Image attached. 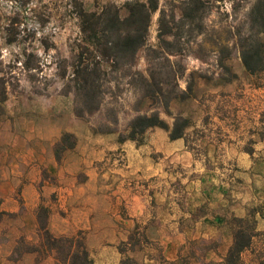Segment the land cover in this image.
I'll use <instances>...</instances> for the list:
<instances>
[{
    "label": "rangeland",
    "instance_id": "obj_1",
    "mask_svg": "<svg viewBox=\"0 0 264 264\" xmlns=\"http://www.w3.org/2000/svg\"><path fill=\"white\" fill-rule=\"evenodd\" d=\"M131 1L0 0V123L16 125V114L25 117L27 113L37 121L41 134L52 138L51 146L36 144V150L44 154L45 147L47 152L51 149L57 162L66 150L64 142L60 143L64 129L75 128L83 135L112 133L103 130L116 127L118 137H125L124 128L134 109L143 111L147 106L156 109L169 127L175 120L177 127L188 122L185 129L191 141L214 144L217 154L224 153L223 143L243 144L249 151L259 145L263 149L264 68L256 73L246 71L234 35L238 29H246L244 21L256 0H194L204 15L193 19L181 16L182 8L193 7L188 0H156L145 44L128 70L155 71L162 91L158 100L140 103V94L128 83L130 76L122 75L127 68L116 69L112 61L105 60L101 61L105 74H101L104 93L100 109L83 116L74 113V95L65 86L67 77H60L59 66H66L69 75L70 65L78 62L79 56L84 63L96 59L83 30L82 14L116 7L120 17H125ZM160 12L173 28L174 36L163 35L168 43L158 41ZM259 39L264 43V34ZM110 108L118 118L116 125L107 121ZM68 133L72 137L67 141H76L74 133ZM23 171L27 173L29 168ZM36 175L48 182L58 178L44 166L36 169ZM47 203L42 194L35 215L22 207L14 212L0 210V264H17L26 248L40 245L39 221L45 220L50 227ZM40 207H45L47 214ZM52 223L58 226L56 220ZM252 225L253 220L245 222L247 232ZM76 234L84 238L82 231ZM130 241V245L119 246L123 264H144L142 259L150 257L158 264H171L162 260L158 244L142 235L140 228L130 235ZM215 244L217 241L190 242L175 264H219L204 256L206 248ZM43 251L35 252V260Z\"/></svg>",
    "mask_w": 264,
    "mask_h": 264
},
{
    "label": "crops",
    "instance_id": "obj_2",
    "mask_svg": "<svg viewBox=\"0 0 264 264\" xmlns=\"http://www.w3.org/2000/svg\"><path fill=\"white\" fill-rule=\"evenodd\" d=\"M24 116L17 113L13 126L0 123V210L22 207L35 215L45 194L50 232L71 236L82 231L94 264H123L119 246L130 245V235L139 228L158 244L163 261L176 262L190 242L217 241L206 248L205 260L224 264L233 219L253 220L250 242L237 264H264L261 145L249 151L243 144L223 143L221 155L214 144L191 141L188 129L170 138L168 130L150 127L139 141L120 142L115 132L81 135L68 127L64 130L74 133L76 141L57 162L51 149L47 152L50 135H42L37 121ZM36 144L46 146L44 154ZM41 166L58 178L41 181L36 175ZM35 256L25 252L17 264H56L53 253ZM142 262L159 261L150 257Z\"/></svg>",
    "mask_w": 264,
    "mask_h": 264
},
{
    "label": "trees",
    "instance_id": "obj_3",
    "mask_svg": "<svg viewBox=\"0 0 264 264\" xmlns=\"http://www.w3.org/2000/svg\"><path fill=\"white\" fill-rule=\"evenodd\" d=\"M187 2L193 3V7L182 8V17L193 19L197 16L201 18L204 15V11L197 3H194V0H188ZM126 10L125 17H120L116 7L102 10L98 14L95 12H84L82 14V24L85 28L83 30L87 32L86 39L92 46L96 59L90 63H84L79 56V61L70 65L71 72L69 75L66 74V66H59L60 77H67L65 86L74 95V113L77 116L98 111L102 105L104 89L102 88L101 74H105V70L101 67V61H112L116 69L127 68V70H123L122 75L130 76L128 83L140 94V103L144 101L156 102L162 94L160 81L155 75V71L150 69L146 74H143L138 71L130 73V70H128V66L130 67L134 63L137 51L145 44L151 15L157 10V1L134 0L127 3ZM93 18L94 20H91ZM244 24L247 26L246 29H238L234 35H236V42L246 71L256 73L264 68V43L259 39V36L264 34V0H256L253 3ZM163 35L174 36V33L173 28L164 21L163 13L160 12L158 41L168 43ZM154 52L155 55H158V51L154 50ZM111 79L113 77L105 80L110 81ZM134 110L135 114L128 119L124 128L127 135L118 137L120 142L126 139L139 141L142 134L150 127H160L168 130L170 138H176L182 135L183 130L188 125V122L185 121L177 127L175 120L173 125L169 127L160 118L158 111L150 109V106H147L143 111H140V109ZM109 113L111 116L107 118V121L109 124L116 125L118 118L113 108L109 109ZM103 131L117 132L118 129L109 127ZM70 137H72V134L68 132L62 135L60 143L64 142L63 149L74 146L75 140L67 141ZM40 210H44V213L47 214L45 207H40ZM233 222L236 224L233 230V242L228 248L224 264H237L241 252L250 242V234L246 231L244 220L233 219ZM39 226L42 237L40 247L26 248V252L39 253L43 248L44 251L41 253V257L53 253L56 264H94L79 234L71 236L55 235L50 232L45 220H40ZM170 263L175 264V262Z\"/></svg>",
    "mask_w": 264,
    "mask_h": 264
}]
</instances>
